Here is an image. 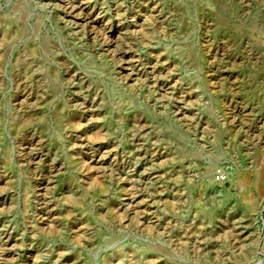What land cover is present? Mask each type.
Returning <instances> with one entry per match:
<instances>
[{
  "label": "rangeland",
  "instance_id": "374dc122",
  "mask_svg": "<svg viewBox=\"0 0 264 264\" xmlns=\"http://www.w3.org/2000/svg\"><path fill=\"white\" fill-rule=\"evenodd\" d=\"M0 264H264V0H0Z\"/></svg>",
  "mask_w": 264,
  "mask_h": 264
},
{
  "label": "bare ground",
  "instance_id": "6f19581e",
  "mask_svg": "<svg viewBox=\"0 0 264 264\" xmlns=\"http://www.w3.org/2000/svg\"><path fill=\"white\" fill-rule=\"evenodd\" d=\"M65 8H66V7H65ZM81 9H82V8H81ZM81 9H79V8H74V9L72 10V14H76V15H78V14H79V11H81ZM83 10H84V9H83ZM72 14H71V15H72ZM76 17H77V16H76ZM82 17H83V16H82ZM85 17H86V16H85ZM82 19H83V18H82ZM79 20H80V19H79ZM81 21H82V20H81ZM81 21H80V22H81ZM80 22H79V23H80ZM82 22H86L87 25L95 24L94 21H92L91 17H89V16H88L86 19H84ZM79 23H78V24H79ZM78 24H77V25H78ZM80 26H81V25H80ZM95 26H96V25H95ZM89 27H90V26H89ZM88 29H89V28H88ZM113 29H114V28H113ZM95 30H96V29H95ZM115 30H116V29H115ZM89 33H90V32H89ZM114 33H115V31L113 32V36H114ZM92 38H93V37H92ZM95 41H96V40H95ZM113 45H114V44H113ZM126 56H127V55H126ZM126 67H127V66H126ZM220 70H221V69H220ZM218 85H219V84H218ZM27 93H29V92H27ZM27 93H26V94H27ZM31 96H32V95H31ZM23 97H24V96H23ZM24 98H25V97H24ZM20 99H22V98L20 97ZM239 108H240V107H239ZM241 110H242V109H241ZM222 111H223V110H222ZM243 113H244V112H243ZM232 117H233V116H232ZM244 117H245V116H244ZM39 124H40V123H39ZM232 124H233V123H232ZM35 125H36V124H35ZM238 135H239V134H238ZM99 138H101V137L99 136ZM100 145H101V144H100ZM105 154H106V153H105ZM98 157H99V156H98ZM109 162H110V161H109ZM88 171H89V170H88ZM102 178H103V177H102ZM103 180H104V179H103ZM239 234H240V233H239ZM238 238H239V237H238Z\"/></svg>",
  "mask_w": 264,
  "mask_h": 264
}]
</instances>
